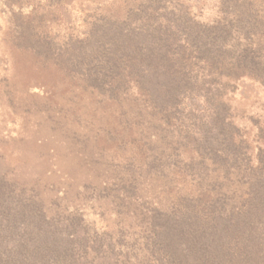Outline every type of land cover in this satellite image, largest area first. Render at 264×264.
<instances>
[{
    "label": "rangeland",
    "instance_id": "rangeland-1",
    "mask_svg": "<svg viewBox=\"0 0 264 264\" xmlns=\"http://www.w3.org/2000/svg\"><path fill=\"white\" fill-rule=\"evenodd\" d=\"M263 214L264 0H0L10 262L264 264Z\"/></svg>",
    "mask_w": 264,
    "mask_h": 264
},
{
    "label": "trees",
    "instance_id": "trees-1",
    "mask_svg": "<svg viewBox=\"0 0 264 264\" xmlns=\"http://www.w3.org/2000/svg\"><path fill=\"white\" fill-rule=\"evenodd\" d=\"M123 30H120L119 33H118V37L121 36ZM121 33V34H120ZM25 36V32L24 31H14V34H12V40L14 43L18 42L21 38L23 39V37ZM175 65L172 66V68H175V66L177 67V63L174 61ZM258 206V204H257ZM264 215V214H263ZM3 238L0 237V241H2ZM6 262L8 264H17V261L16 260H13V261H9V256L7 254V256H5V254H3L1 251H0V264H6Z\"/></svg>",
    "mask_w": 264,
    "mask_h": 264
}]
</instances>
